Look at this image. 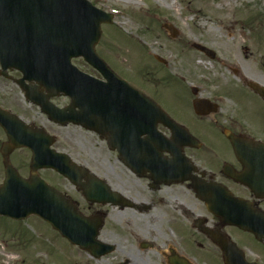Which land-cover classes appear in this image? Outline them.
Wrapping results in <instances>:
<instances>
[{
    "label": "flooded vegetation",
    "instance_id": "af4514ba",
    "mask_svg": "<svg viewBox=\"0 0 264 264\" xmlns=\"http://www.w3.org/2000/svg\"><path fill=\"white\" fill-rule=\"evenodd\" d=\"M20 78L16 71L9 72L8 78L0 73V109L35 126L37 116L43 114L29 102L26 91L17 82ZM248 91L264 107V101ZM207 107L203 105L204 109ZM183 114V108H176L170 116L183 123ZM44 120L39 124L56 137L95 136L104 143L102 150L110 153V161L99 156L98 171L87 167L99 180V203L87 201L81 188L58 174L50 181L80 212L102 221L100 239L112 246L110 255L114 256L112 260L108 256L100 258L99 264H264V147L260 145L264 144V131L255 125L257 120L253 122L243 111H233L224 121L227 128L216 122L215 129L220 134L207 133L208 138L202 135L200 149L184 151L194 167L188 176L190 180L172 183L162 182L163 177L154 171L157 167H150L144 174L127 167L106 138L116 133L113 129L104 131L102 126L101 135L73 124L58 125L47 116ZM191 120L199 129L196 118L186 122ZM129 126L123 131L118 128V135L126 139L132 133V119ZM159 131L166 139L171 137L168 129L160 126ZM227 131L243 146L238 151L227 138ZM6 141L0 127V151ZM25 155V149L10 155L11 163L23 177L27 168ZM160 155L162 166L158 172L163 173L164 163L175 161L166 151H160ZM2 162L0 153V173ZM89 182L86 177L82 179L83 184ZM106 186L117 194L114 198L105 190ZM199 193L208 195L211 205ZM218 206L224 212L220 213ZM233 214L254 226L260 238L237 225L231 218ZM20 223L18 229L22 227ZM108 227L113 231L105 230Z\"/></svg>",
    "mask_w": 264,
    "mask_h": 264
},
{
    "label": "rangeland",
    "instance_id": "374dc122",
    "mask_svg": "<svg viewBox=\"0 0 264 264\" xmlns=\"http://www.w3.org/2000/svg\"><path fill=\"white\" fill-rule=\"evenodd\" d=\"M90 1L115 15L112 25H103L98 54L137 86L161 91L158 101L165 109L173 113L176 108H184L182 121L192 118L185 93L195 86L204 96L213 97L222 109L210 120L227 126L224 121L233 111H243L264 131V107L243 90L246 87L241 83L255 80L264 84V0ZM171 3L175 4L173 8L169 7ZM165 24L178 31L176 38L164 28ZM194 43L213 50L215 58L198 52ZM154 56L163 58L166 66L157 63ZM74 64L99 76L83 60H75ZM37 117L38 124L45 123L40 114ZM205 122L207 119L201 121ZM188 123L195 135L208 138L207 133L218 134L208 125L198 129L192 120ZM103 147L104 143L91 135H64L57 144L78 164L94 171H98L100 155L111 160ZM25 156L27 163V153ZM25 174L28 176V168ZM41 175L53 178L52 172L43 171ZM88 256L38 220L30 219L24 230L18 231L0 221V264H99Z\"/></svg>",
    "mask_w": 264,
    "mask_h": 264
},
{
    "label": "water",
    "instance_id": "95a60500",
    "mask_svg": "<svg viewBox=\"0 0 264 264\" xmlns=\"http://www.w3.org/2000/svg\"><path fill=\"white\" fill-rule=\"evenodd\" d=\"M2 1L4 5L0 2V62L4 70L18 69L24 73L25 80L37 79L43 87L51 90L55 88L53 86H57L60 92L67 86H62L61 80L74 70L70 65L73 57L83 56L94 67L107 74L95 53V46L102 35L101 25L112 23L111 16L97 10L86 0H38L36 5H31L29 1L21 2L22 0ZM166 28L175 34L172 27ZM195 48L214 58V53L207 48L200 45H195ZM252 88L264 98V88ZM38 104L51 118H56L51 114L56 112L52 105L45 101ZM151 107L160 112L158 107ZM195 107L198 109L197 103ZM154 117V126L160 122L167 124L178 136L177 139L182 140L179 145L189 144L191 137L187 132L175 123L164 120L163 113L155 114ZM78 123L98 131V124L94 121H82L81 117ZM22 144L30 148V145H34L30 141ZM5 150L6 153L9 152ZM33 151L35 171L39 168L64 170V166H76L66 155L53 152H50L49 161L41 159V164H37V151L34 148ZM38 153L40 154V150ZM12 173L13 170H7V180ZM19 192L24 199L19 197ZM203 198L207 199L204 196ZM23 202L25 208L20 212L19 203L23 206ZM0 214L14 219L26 218L31 214L39 215L72 244L82 249L89 248L95 256L103 254L97 241L99 220L92 222L80 215L59 194L51 192L36 175L20 183V188L7 185V188L0 190Z\"/></svg>",
    "mask_w": 264,
    "mask_h": 264
},
{
    "label": "bare ground",
    "instance_id": "6f19581e",
    "mask_svg": "<svg viewBox=\"0 0 264 264\" xmlns=\"http://www.w3.org/2000/svg\"><path fill=\"white\" fill-rule=\"evenodd\" d=\"M162 1L165 2V3H168V0H162ZM174 6H175L174 3H171V4L169 5L170 8H173ZM11 259L13 260V259H15V258L12 257Z\"/></svg>",
    "mask_w": 264,
    "mask_h": 264
}]
</instances>
